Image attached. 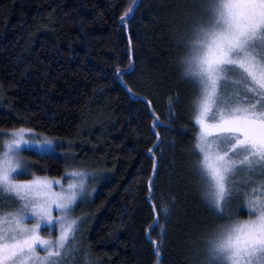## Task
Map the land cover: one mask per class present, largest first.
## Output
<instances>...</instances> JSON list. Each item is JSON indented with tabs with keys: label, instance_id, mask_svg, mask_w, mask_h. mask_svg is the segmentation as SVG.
Segmentation results:
<instances>
[{
	"label": "trees",
	"instance_id": "1",
	"mask_svg": "<svg viewBox=\"0 0 264 264\" xmlns=\"http://www.w3.org/2000/svg\"><path fill=\"white\" fill-rule=\"evenodd\" d=\"M192 2L0 0V130L63 141L74 163L97 175L77 213L91 264H201L202 239L218 222L188 155L196 89L183 80L179 45ZM157 139L154 170L148 149ZM67 167L64 156L35 158L39 175L60 177ZM243 200L228 206L240 204V218ZM150 203L169 209L157 223Z\"/></svg>",
	"mask_w": 264,
	"mask_h": 264
},
{
	"label": "snow or ice",
	"instance_id": "2",
	"mask_svg": "<svg viewBox=\"0 0 264 264\" xmlns=\"http://www.w3.org/2000/svg\"><path fill=\"white\" fill-rule=\"evenodd\" d=\"M135 7L121 13V23ZM185 25L179 67L184 82L196 89L192 120L198 128L188 155L202 201L218 221L202 239L201 264H264V0H193ZM124 71L117 67L115 74L122 79ZM146 103L151 112L152 102ZM152 114L156 128L159 118ZM25 133L34 134L24 128L0 131V264H77L76 233L83 221L73 212L83 202L89 173L72 169V180L59 189L52 187L59 180L17 179L34 167L20 158L21 151L51 156L60 143L28 140ZM153 144L148 153L155 170L159 139ZM238 172L245 177L243 188L253 185L244 194L245 218L240 204L228 209L241 191ZM154 178L148 181L150 202ZM150 207L154 223L169 211L163 204ZM53 208L59 215H52ZM41 228L58 234L42 236ZM145 231L150 237L151 230ZM152 243L159 258L160 248ZM80 264H91L86 251Z\"/></svg>",
	"mask_w": 264,
	"mask_h": 264
},
{
	"label": "rangeland",
	"instance_id": "3",
	"mask_svg": "<svg viewBox=\"0 0 264 264\" xmlns=\"http://www.w3.org/2000/svg\"><path fill=\"white\" fill-rule=\"evenodd\" d=\"M0 131L7 132V131H10V130H0ZM196 131H198V128H196ZM33 133L34 134H32V135H29L28 133H25V138L28 139V140L49 139V140H52L54 143L60 142V143H57V147L55 149V154L54 155H57V156H59L62 159H63V156H64L68 160V164L71 167H67L64 170L63 175L60 176V177H50V176H46V175H39L38 173L35 172L36 171V169H35V158L40 157V155H37V154H35L32 151H21L19 153L20 158L22 160H24V161H30L34 165V167L30 168V173L31 174H29V175H18V176H16V178L17 179H31L32 175H36V176L47 178L48 180H51V181L59 180L60 184L53 183V185H52V187L55 188V189H59L60 185L66 186L69 183V181L72 180V176L69 175V173L72 171V169L80 170L81 169V165L79 166V165L74 163V160H73L74 157L72 155L65 156V150H66L65 148H67V144L65 142L59 141V140H55V139H52V138H48L46 136H42V135L36 134L35 132H33ZM3 139H4V137H0V145H2ZM0 150H2V148H0ZM86 168L82 167V170L87 171L89 173V177L90 178L87 179V181H86V183H87L86 193H85V196L83 198V202L82 203L85 202L87 197L91 196L93 190L90 188V186L94 185L95 182H96V179H97V175L92 170L91 171L90 170H86ZM244 179H245V177H244V175L242 173L238 172L236 174V182L241 188V191H240V194H239L238 198L242 197V196L244 197V194L246 192L250 191L251 187L253 186V185H249L248 188H243ZM255 179L259 180V177H255ZM80 204L81 203H79L78 206L75 207V210L73 212V215L76 216V217H79V216H77V213H78V207H79ZM11 207H13V208L17 207V205L13 204ZM52 215L55 217V216L59 215V212L56 211L53 208ZM246 216H247V211H246ZM25 222L28 223V224H31L34 221H32L31 219H26ZM80 227H81V224H80ZM80 227H79V230H80ZM40 234L42 236H45V237H53L54 238L58 234V232L57 231L49 232L47 228H41L40 229ZM78 234H79V231L76 233V241H77V244H78L79 252L74 254V256H79L80 259L77 260V264H80V261L83 259L84 251L82 249L81 237L78 236ZM37 251H40L39 247L37 248Z\"/></svg>",
	"mask_w": 264,
	"mask_h": 264
}]
</instances>
